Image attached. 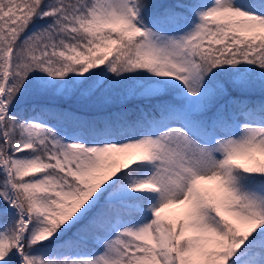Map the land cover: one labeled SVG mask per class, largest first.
Returning <instances> with one entry per match:
<instances>
[{"label": "snow or ice", "instance_id": "obj_1", "mask_svg": "<svg viewBox=\"0 0 264 264\" xmlns=\"http://www.w3.org/2000/svg\"><path fill=\"white\" fill-rule=\"evenodd\" d=\"M0 264H264V0H0Z\"/></svg>", "mask_w": 264, "mask_h": 264}, {"label": "trees", "instance_id": "obj_2", "mask_svg": "<svg viewBox=\"0 0 264 264\" xmlns=\"http://www.w3.org/2000/svg\"><path fill=\"white\" fill-rule=\"evenodd\" d=\"M60 106L62 107H67L70 108L72 110L75 111H79L81 113H85V114H106V113H110V112H114L118 110L117 105H107V106H97V105H93V104H87L86 106V102H82V101H77V100H71V101H60ZM135 106V102H131L127 105V107L132 108ZM88 108L91 109L88 110Z\"/></svg>", "mask_w": 264, "mask_h": 264}, {"label": "rangeland", "instance_id": "obj_3", "mask_svg": "<svg viewBox=\"0 0 264 264\" xmlns=\"http://www.w3.org/2000/svg\"><path fill=\"white\" fill-rule=\"evenodd\" d=\"M88 110H90V111H91V109H90V108H88Z\"/></svg>", "mask_w": 264, "mask_h": 264}]
</instances>
